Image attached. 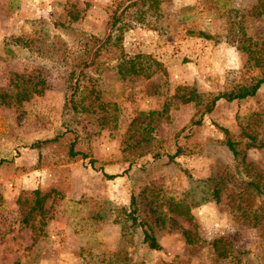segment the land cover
<instances>
[{
  "label": "rangeland",
  "instance_id": "obj_1",
  "mask_svg": "<svg viewBox=\"0 0 264 264\" xmlns=\"http://www.w3.org/2000/svg\"><path fill=\"white\" fill-rule=\"evenodd\" d=\"M261 53L264 0H0V264H264L223 130L264 170V85L206 111L264 76Z\"/></svg>",
  "mask_w": 264,
  "mask_h": 264
},
{
  "label": "trees",
  "instance_id": "obj_2",
  "mask_svg": "<svg viewBox=\"0 0 264 264\" xmlns=\"http://www.w3.org/2000/svg\"><path fill=\"white\" fill-rule=\"evenodd\" d=\"M116 22V21H115ZM93 39H97L96 37H93ZM110 37L106 39L105 42L109 41ZM262 60L264 65V53H261ZM258 57V55H256ZM261 62V61H260ZM88 64V63H85ZM131 72H136L135 69H131ZM79 79L76 78L74 85L71 86V95L67 94L66 97V106L70 107L74 111L78 112L79 110L83 109L85 110L84 106L80 105V102L78 99L75 100V93L78 90L79 87ZM264 85V76L257 78L256 80L252 81L249 84H246L239 89L231 90V91H224L219 94H216L213 96L211 101L208 104L207 112H210L215 107L218 100L225 98L229 101H232L234 99H242L249 96L255 95L258 90ZM78 86V87H77ZM185 89H189L191 95L187 97L186 101H191L193 99H196L200 97V93L197 92V89L194 86L191 87H184ZM4 101V100H3ZM201 118L193 121L192 123L200 124ZM225 134H226V143L228 147L233 151V154L237 158V164L242 165L240 171H243L246 174V177L242 180L243 186L238 191H235L231 194V216L235 221H238L241 224L248 225L250 227L256 228L261 237L264 240V170H262L257 165H254L251 161H248L246 159V154L239 149L238 144L239 141L233 140V138L230 135V132L227 128H223ZM248 141L247 145L250 146H264V139L258 140V137L256 134L248 133ZM59 139V136H55L52 138H46L44 140H37L34 143L31 144V147L40 146L43 143L56 141ZM76 141H73L71 143L70 147V154L75 157L78 155H82V157H86V153L76 149L75 147ZM181 152L180 148L177 149V151L171 155L172 157L178 155ZM242 153V155H241ZM111 176V175H110ZM241 183V184H242ZM216 184L214 186V197L217 201L220 200V192L221 187L217 186ZM176 207H182L181 211H184L186 213H189V208L181 201L176 205ZM138 211L137 201L136 197H132L131 201V211L129 212V215L133 218V221L138 222V225L142 227L143 230V242L146 243L147 247L150 249L158 250L161 249V244L159 243L157 237L153 233L152 229L146 226V223L143 219L138 220V215L136 212ZM28 221V219H26ZM189 238H191V233L186 232L185 233ZM222 240V237L216 238L215 242L218 243ZM218 248V247H217ZM171 264H182L177 262H172Z\"/></svg>",
  "mask_w": 264,
  "mask_h": 264
}]
</instances>
